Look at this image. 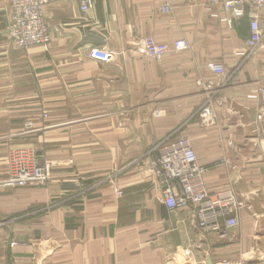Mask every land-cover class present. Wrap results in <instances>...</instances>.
<instances>
[{
	"label": "crops",
	"instance_id": "obj_1",
	"mask_svg": "<svg viewBox=\"0 0 264 264\" xmlns=\"http://www.w3.org/2000/svg\"><path fill=\"white\" fill-rule=\"evenodd\" d=\"M90 1L82 12L81 0H47L49 45L17 50L0 0V180L22 156L51 164L44 185L0 187V264H261L264 133L250 96L264 87V47L247 54V19L228 28L209 0ZM144 38L189 47L156 62L137 52ZM93 47L113 59L88 58ZM176 135L206 168L209 192L231 187L244 201L224 238L162 202L150 152Z\"/></svg>",
	"mask_w": 264,
	"mask_h": 264
},
{
	"label": "built area",
	"instance_id": "obj_2",
	"mask_svg": "<svg viewBox=\"0 0 264 264\" xmlns=\"http://www.w3.org/2000/svg\"><path fill=\"white\" fill-rule=\"evenodd\" d=\"M209 6L217 7L210 12L213 19L232 28L236 21L247 19L249 35L245 40L247 54L250 55L258 47H264V29L259 24V13L264 0H209ZM47 0H9L10 17L6 26V34L14 49L25 50L32 46L47 48L50 34L45 22L43 8ZM91 7L90 0H81L80 10L86 12ZM161 12H169L165 4ZM188 43L175 40L171 44L158 43L151 38H144L137 46L140 55L159 62L169 52L187 50ZM88 58L101 62H109L114 54L93 47ZM206 68L216 76L224 74L223 68L215 63H208ZM252 99L260 101L257 121L262 125L264 133V87L259 88ZM152 115L159 117L155 110ZM197 116L203 125L211 124L212 110L209 103L201 107ZM26 128H30L26 124ZM149 168L161 186V199L166 209H190L195 217L198 230L204 234H214L218 238L226 237L238 227L240 214L245 207L244 201L233 188L228 187L217 192H209L203 176L206 168L197 162L195 153L188 139L182 135L165 139L156 143L152 150ZM39 157H21L10 164L8 174L0 180V187H30L43 185L48 181L49 164L43 166ZM119 196L120 192H116Z\"/></svg>",
	"mask_w": 264,
	"mask_h": 264
},
{
	"label": "rangeland",
	"instance_id": "obj_3",
	"mask_svg": "<svg viewBox=\"0 0 264 264\" xmlns=\"http://www.w3.org/2000/svg\"><path fill=\"white\" fill-rule=\"evenodd\" d=\"M10 43H11V42H10ZM12 46H13V45H12ZM38 157H40L38 160H39V162H41V163L43 164V166L46 165V162L50 165V166H49V169H48V170H49V171H48V177H49V176H50V169H51V164H50V162L47 161V160H45L42 156H38ZM7 174H8V172H7ZM7 174H6V175H7ZM4 178H5V177H4ZM48 179H49V178H48ZM46 183H47V182H46ZM46 183H45V184H46ZM43 185H44V184H43ZM9 188H11V187H9ZM12 188H16V187H12ZM246 263H247V264H250V261H247ZM252 264H253V262H252ZM256 264H260V263H259V262H258V263L256 262ZM261 264H264V261H262Z\"/></svg>",
	"mask_w": 264,
	"mask_h": 264
}]
</instances>
